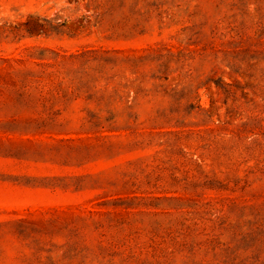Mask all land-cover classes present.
Listing matches in <instances>:
<instances>
[{"label":"rangeland","instance_id":"rangeland-1","mask_svg":"<svg viewBox=\"0 0 264 264\" xmlns=\"http://www.w3.org/2000/svg\"><path fill=\"white\" fill-rule=\"evenodd\" d=\"M0 264H264V0H0Z\"/></svg>","mask_w":264,"mask_h":264}]
</instances>
